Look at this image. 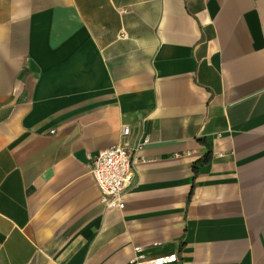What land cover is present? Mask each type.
<instances>
[{"label": "crops", "instance_id": "1", "mask_svg": "<svg viewBox=\"0 0 264 264\" xmlns=\"http://www.w3.org/2000/svg\"><path fill=\"white\" fill-rule=\"evenodd\" d=\"M145 135L105 209L89 158ZM136 246L264 264V0H0V264Z\"/></svg>", "mask_w": 264, "mask_h": 264}, {"label": "built area", "instance_id": "2", "mask_svg": "<svg viewBox=\"0 0 264 264\" xmlns=\"http://www.w3.org/2000/svg\"><path fill=\"white\" fill-rule=\"evenodd\" d=\"M122 36H126L122 34ZM128 127L122 128V133L127 134ZM149 142L145 135L134 146L115 144L99 151L89 158L90 172L100 190L101 203L105 209H122L124 206L123 195L131 184L133 177V163L135 152ZM135 260L137 264H169L176 261V255L170 254L158 258L145 259L140 254V246L135 247Z\"/></svg>", "mask_w": 264, "mask_h": 264}, {"label": "trees", "instance_id": "3", "mask_svg": "<svg viewBox=\"0 0 264 264\" xmlns=\"http://www.w3.org/2000/svg\"><path fill=\"white\" fill-rule=\"evenodd\" d=\"M209 158H210V152H207L201 158L193 161V163H192L193 178L196 177L199 166L202 165V164H204V163H206L209 160Z\"/></svg>", "mask_w": 264, "mask_h": 264}]
</instances>
